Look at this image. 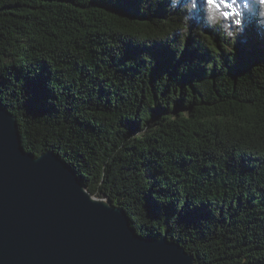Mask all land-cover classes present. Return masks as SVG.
<instances>
[{
  "label": "trees",
  "instance_id": "16d2710c",
  "mask_svg": "<svg viewBox=\"0 0 264 264\" xmlns=\"http://www.w3.org/2000/svg\"><path fill=\"white\" fill-rule=\"evenodd\" d=\"M171 0H0V105L138 234L264 264V36Z\"/></svg>",
  "mask_w": 264,
  "mask_h": 264
},
{
  "label": "water",
  "instance_id": "95a60500",
  "mask_svg": "<svg viewBox=\"0 0 264 264\" xmlns=\"http://www.w3.org/2000/svg\"><path fill=\"white\" fill-rule=\"evenodd\" d=\"M126 214L52 150L26 151L0 105V264H195L179 242L138 234Z\"/></svg>",
  "mask_w": 264,
  "mask_h": 264
},
{
  "label": "clouds",
  "instance_id": "9594fccd",
  "mask_svg": "<svg viewBox=\"0 0 264 264\" xmlns=\"http://www.w3.org/2000/svg\"><path fill=\"white\" fill-rule=\"evenodd\" d=\"M187 6L185 26L203 18L210 27L217 28L225 38L235 39L250 23H255L259 34L264 36V0H171L175 9Z\"/></svg>",
  "mask_w": 264,
  "mask_h": 264
},
{
  "label": "rangeland",
  "instance_id": "374dc122",
  "mask_svg": "<svg viewBox=\"0 0 264 264\" xmlns=\"http://www.w3.org/2000/svg\"><path fill=\"white\" fill-rule=\"evenodd\" d=\"M93 195H94V194H93ZM99 195H100V194L94 195V197H95V198H104V199H105V197H100Z\"/></svg>",
  "mask_w": 264,
  "mask_h": 264
}]
</instances>
